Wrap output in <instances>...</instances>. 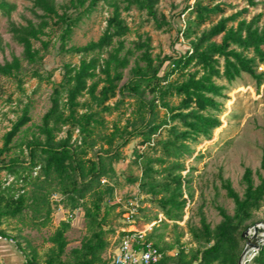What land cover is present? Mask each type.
Masks as SVG:
<instances>
[{"label":"trees","instance_id":"16d2710c","mask_svg":"<svg viewBox=\"0 0 264 264\" xmlns=\"http://www.w3.org/2000/svg\"><path fill=\"white\" fill-rule=\"evenodd\" d=\"M203 1L195 0L183 10L190 9V16L178 29L176 42L187 40L189 47L162 58L153 57L149 37L137 35L132 48L126 49L124 39L130 28L122 15L134 9L157 28H171L163 16L161 21L157 18L160 0H67L61 4L31 0L35 21L10 23L9 31L22 53L0 63V76L16 78L21 85L19 75L25 62L32 69L31 76L46 80L52 91L36 133L14 144L31 122V104L27 103L2 136L0 174L4 172L12 181L0 177V224L26 216L46 226L52 213L51 197L59 196L71 211L82 209L88 232L80 246L70 251L73 260L67 264H108L102 254L107 247L105 236L111 231L109 216L120 207L112 202L114 186L109 182L116 175L115 164L123 159L122 150L133 140L132 163L140 175L128 182L137 183L139 193L156 203L167 220H182L191 198L190 170L183 175L186 161L195 145L210 140L221 125L218 113L223 104L218 99L226 98V87L219 81L230 84L247 74L257 88L264 83V73H256L264 64L262 14L247 21L243 15L248 11L242 9L223 17L222 4ZM100 6L109 10L100 36L85 45H69L75 29ZM15 9L14 4L0 0L3 16L9 18ZM217 15L221 18L216 23L200 30ZM51 34L57 36L60 54L79 58L77 64H62L56 84L50 81L51 73L43 77L38 69L52 46ZM132 58L130 76L120 85ZM174 98L176 104L171 102ZM124 107L130 108L122 113ZM160 109L165 111L163 116ZM114 113L119 118L108 122L106 116ZM260 169L264 173V157ZM252 174L251 169L244 170L241 195L228 181L223 183L226 197L234 204L232 215L216 207L221 217L218 225L211 229L201 216L199 227L190 229L192 238L203 245L200 250L188 254L180 248L169 256L167 249L153 243L162 254L158 264H237L244 242L241 233L254 224V214L264 203V175L255 184ZM116 215L122 218V211ZM69 228L70 222L62 221L50 237L52 249L44 264H62ZM121 229L119 237L124 234ZM0 237L11 240L6 231L0 230ZM23 255L25 264H39L35 251ZM252 263L264 264V244Z\"/></svg>","mask_w":264,"mask_h":264},{"label":"rangeland","instance_id":"374dc122","mask_svg":"<svg viewBox=\"0 0 264 264\" xmlns=\"http://www.w3.org/2000/svg\"><path fill=\"white\" fill-rule=\"evenodd\" d=\"M56 4H61L67 0H54ZM195 0H160L157 6V18L161 21V16L171 25L157 28L153 20L144 13L137 10H131L122 14L130 28V33L125 37L126 49L132 48V43L137 35L144 38L149 37L152 47L153 57L162 58L174 54V51L183 53L188 47V41L180 39L176 42L177 31L182 29L184 21L190 16L186 10L187 5H193ZM255 5L251 6L246 0H216L214 4H222L225 9L223 17L247 9L243 15L247 21L254 15L262 14L261 22H264V0H252ZM16 6L9 18L0 13V63L10 61L13 56L20 57L22 48L16 44L9 31L10 23L15 25H24L26 20L35 21L30 12L31 0H7ZM208 3L207 0L203 1ZM109 15V10L100 6L89 19L81 23L74 31L69 45L81 46L91 40H96L105 27V20ZM221 16H213L211 23L201 26L200 30L208 29L216 23ZM52 46L45 55L43 65L39 67L40 74L45 77L51 73V82L59 83L61 80V66L64 63L77 64V56L62 55L58 52L59 43L56 34L49 36ZM46 40V38H43ZM219 42V38L216 40ZM39 43H34V47L39 48ZM252 53L249 54L251 56ZM134 58L131 59L129 67L124 70V78L120 85L129 78V69L133 66ZM24 70L19 75L22 80L19 85L16 78H7L0 76V147L2 145V136L8 131L13 121L20 115L21 109L27 103L31 104V122L28 123L14 144L19 145L26 139H29L33 133H36V127L40 124L43 114L49 107V97L52 91V85L46 80H39L31 76V68L23 63ZM256 73H264V64L260 65ZM226 87L225 99H218L222 102V109L218 113L221 125L215 129L212 138L208 141H201L195 145L193 155L186 161V172L188 170L190 179V194L183 218L181 221L167 220L156 203L149 197L140 194L137 183H129L131 177H139L140 170L132 163V151L136 145V140L131 141L123 150V159L115 164L116 175L109 183L114 186V198L125 201L137 197L142 209L139 212L135 222V227L143 228L148 224H153L152 231L147 234V238L152 243H157L159 247L167 249L169 256H174L182 248L188 254L200 250L203 245L196 242L190 233L192 227H199L201 216L213 229L221 221V217L216 207H221L229 215L234 212V204L226 197L223 183L228 181L231 187L241 195L244 190L241 178L246 168L251 169L253 182L259 183V177L264 173L260 169L262 158L264 157V83L257 88L255 80L247 74H241L239 78L230 84L224 80L219 81ZM149 99V97H147ZM114 102V100L112 101ZM176 104L177 99H172ZM126 103H130L126 101ZM124 107L122 113H125ZM165 111L159 110V115L163 116ZM127 116V115H126ZM119 118L118 113L112 116H106L108 122ZM122 124L124 118L120 117ZM2 179L7 177L1 173ZM105 183V179L102 180ZM7 185V184H6ZM30 190V187H27ZM59 196L51 197L50 221L46 226H40L41 222H32L28 217L20 219L3 220L0 224V230L6 231L13 244L22 253L28 254L35 251L39 264H44L49 256L52 243L50 237L55 230L60 227L62 221H69L70 228L65 233L68 242L65 253L61 256L62 264L71 262L72 255L70 251L78 248L82 240L88 235L85 228L82 209L71 211L65 207ZM121 208H115L109 216V229L111 230L105 236L107 247L102 254L103 261L110 263V256L120 238L118 233L123 227L122 218L116 214ZM253 223L247 229L252 230V226L259 225V232H264V203L260 210L254 214ZM245 248V240L242 243ZM241 252V254H242ZM256 251L251 254H244L241 264H253L252 259ZM240 254V255H241ZM247 256V257H246ZM245 258V259H244Z\"/></svg>","mask_w":264,"mask_h":264},{"label":"built area","instance_id":"2783aa9c","mask_svg":"<svg viewBox=\"0 0 264 264\" xmlns=\"http://www.w3.org/2000/svg\"><path fill=\"white\" fill-rule=\"evenodd\" d=\"M115 202L120 205L122 211L124 227L121 232L124 234L111 256V264H158L162 254L151 241L147 240V234L152 231L154 223L143 228L135 227L139 215V199L137 197L125 201L115 199Z\"/></svg>","mask_w":264,"mask_h":264},{"label":"crops","instance_id":"0c3cea01","mask_svg":"<svg viewBox=\"0 0 264 264\" xmlns=\"http://www.w3.org/2000/svg\"><path fill=\"white\" fill-rule=\"evenodd\" d=\"M119 241L120 238L118 239L117 245L113 249L112 254L116 251ZM111 256L109 264H111ZM0 264H25L23 253L18 250L11 240L0 238Z\"/></svg>","mask_w":264,"mask_h":264},{"label":"water","instance_id":"95a60500","mask_svg":"<svg viewBox=\"0 0 264 264\" xmlns=\"http://www.w3.org/2000/svg\"><path fill=\"white\" fill-rule=\"evenodd\" d=\"M264 225V224H263ZM261 226H252V234L250 235V230L246 229L241 233V237L245 240V248L240 255L237 264L242 263V257L247 252L248 248H252L254 251L259 249V246L264 244V232H259Z\"/></svg>","mask_w":264,"mask_h":264},{"label":"bare ground","instance_id":"6f19581e","mask_svg":"<svg viewBox=\"0 0 264 264\" xmlns=\"http://www.w3.org/2000/svg\"><path fill=\"white\" fill-rule=\"evenodd\" d=\"M252 234V230H251V232H250V235ZM254 250L252 249V248H248L247 249V252L246 253H248V254H251L252 252H253ZM245 253V254H246ZM247 257V256H246ZM245 259V258H244ZM252 259V258H251Z\"/></svg>","mask_w":264,"mask_h":264}]
</instances>
